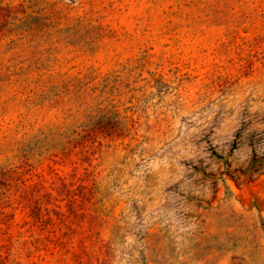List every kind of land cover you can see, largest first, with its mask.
<instances>
[{
    "label": "rangeland",
    "instance_id": "1",
    "mask_svg": "<svg viewBox=\"0 0 264 264\" xmlns=\"http://www.w3.org/2000/svg\"><path fill=\"white\" fill-rule=\"evenodd\" d=\"M0 264H264V0H0Z\"/></svg>",
    "mask_w": 264,
    "mask_h": 264
}]
</instances>
